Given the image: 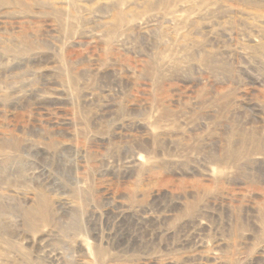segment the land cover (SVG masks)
Instances as JSON below:
<instances>
[{"label":"rangeland","instance_id":"rangeland-1","mask_svg":"<svg viewBox=\"0 0 264 264\" xmlns=\"http://www.w3.org/2000/svg\"><path fill=\"white\" fill-rule=\"evenodd\" d=\"M0 264H264V0H0Z\"/></svg>","mask_w":264,"mask_h":264}]
</instances>
